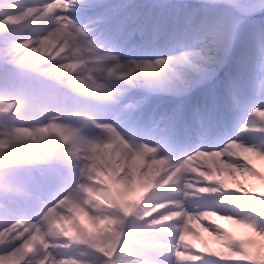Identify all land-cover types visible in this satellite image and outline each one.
Instances as JSON below:
<instances>
[{
	"label": "bare ground",
	"instance_id": "6f19581e",
	"mask_svg": "<svg viewBox=\"0 0 264 264\" xmlns=\"http://www.w3.org/2000/svg\"><path fill=\"white\" fill-rule=\"evenodd\" d=\"M47 2L48 0H0V19H5L0 22V48L3 49L4 52L10 49H16L18 52L16 55L17 63L11 60L7 63H9L12 68L25 72H28L30 69L34 71L40 70L55 82L65 83L76 92L85 91L86 94L97 90L98 85L85 74L84 64L75 52L74 42H64L62 38L55 36V34L52 36L48 35V33L52 32L54 27H56V25L50 22L49 16L53 9H57L58 5L63 4L64 0H51V7L45 8V3ZM224 11L226 12L224 5H211L207 3V0H79L76 5L73 4L71 6L67 13L74 21L78 19L79 22L77 23H82L83 27L86 29V33L91 35L97 32L99 33L105 28L109 24L108 20L113 22V28L116 30H124L125 27H121V25H123V20L129 19L131 24L126 26L127 34L132 32L135 34V37L138 36L139 38L156 42L150 52L156 55L153 57L155 59L151 61L137 60V62H135H154L157 59H163L166 62L165 66L162 67L157 74H143V68L135 66L130 67L128 65L130 62L128 61H115L107 56H103V59L108 60L109 63L104 64L102 68L98 65L92 68V72L96 76L102 78H108L110 76L112 78L113 85L108 83V86L115 87L116 92L113 94L118 102L127 100V107L125 110L119 112L120 114L109 120L107 125L108 128H101L96 123L92 121L89 122L90 129L94 132L92 136H102L109 142L111 145L110 148H106L102 143H95L88 140L84 135L74 131L68 124L53 126L55 133L63 135H58L61 139L60 141H63V146L74 147L80 160L88 164V173L85 174V172H80L79 170V173L76 172L78 178L84 182L95 183L104 187L105 193L109 199H107V204L102 203L103 201L101 202L99 197L94 196L87 190L89 201L98 204L92 205L95 208L112 207L117 209L119 214L123 217H126L124 211L127 210V216L131 218L132 221H136L137 223L141 221V224L138 223L139 226L137 224V231H131V229L126 228V230L119 233H122L120 239L121 246L117 248V253H119L121 257H119V260H113L114 264H125L126 259L132 261L129 258L134 256V253L142 254L141 257L159 264H176L174 256L171 255V246L174 243L178 244L179 247L183 249L178 255L183 257L186 264H194L197 260L187 255V253H191V249L196 245L191 239L188 241L185 238L187 237V235H184L186 231L187 233H192L195 238L199 235L202 237L203 234H205L206 237L203 238L204 246L207 247V249L211 248L213 252L218 250V246L220 245L218 243L219 241L222 242V240H226L228 236H231V238H229L230 240L234 239L232 244L234 245L240 241V238L235 237L238 236V233H240V235L243 233L241 228L233 226L236 225L235 221L230 220V217L233 215L227 214L234 213L235 209L232 206L215 208V202L222 199H224V201L229 200L235 202L252 196L257 197L256 201L262 199L259 195V181H262L264 178V154L252 150L246 145L255 146L259 150H264V148L256 146L253 138L257 136L252 133L241 131L238 136H234L235 133L240 131L238 127L240 125H246L251 119V112L255 107H264V97H261L258 93L259 75L257 74L251 82L247 80L245 71L237 67L235 70H231L232 73L229 71L230 65H233L234 61L237 60L236 56L238 57V61L243 60L242 55L239 53L240 51H243L244 55L249 54V51L241 49L242 33L240 29L233 33L232 40L226 50H224L223 53H219L223 55V58L219 62V68L211 76V80H216L223 75L228 76V87L226 89L230 91V85L234 84L236 96H238V92L241 88L250 90V93H252V97L249 99L250 103L247 104L248 101H245V103L240 100L238 103L233 101V106H229L227 102L221 99L220 103H222L223 107H234L236 111L227 112L219 109L207 126L209 128L212 126L210 130L211 135L208 139H205L206 135L200 136V132H193L195 137L194 144L215 143V146L217 145L215 150H219L230 141L238 142H233L227 150L221 153H214L204 157H194L193 164L196 167L195 169L189 167L190 161L188 160L180 163H171V161L168 160H147L148 155L156 151V149H150L153 145L154 138L161 137V133H159L160 130H156V127L153 125L154 123L149 120V106L151 104L154 105V113H163L162 117H157V120L165 118L163 121L168 124L166 128L169 130H173L174 128L171 122L173 118L178 119L180 123L185 122L183 113L178 111L179 107L173 106L175 100H163L162 96H157L154 90H152L154 87L153 85L161 83V79L168 70V66H177L170 63L172 59L179 57L178 55L172 56L171 49L179 44V52L182 54L186 53L187 50L189 53H194V49L202 48L201 44L197 42V36L202 35L203 32L206 31L208 17H217L219 12ZM153 13H156L159 24L156 27L152 25L149 26L144 32V29H141L139 23L143 21L144 25L142 28H144L146 24H150V17ZM91 15H93L94 19ZM217 20H219V18H217ZM61 23L65 22L62 21ZM167 24H171L172 27L166 29ZM191 35L193 37L192 42L189 41ZM44 38H46V42L41 44L40 42ZM123 39L124 36H121L117 40L114 49L119 47ZM252 42V46L256 49V38L252 40ZM32 47L37 48L35 53L30 51ZM160 47L162 49H160ZM201 48L199 53L204 55L205 53ZM57 50H59L60 55H54ZM66 53L68 55H66ZM114 53H116V51ZM123 53L138 58H143L148 55L143 50H137V48H131L130 50L128 48V51L125 50ZM0 58L3 57L0 56ZM190 58L193 61L198 60L195 56ZM56 60H61V64L55 65L54 68H49V65H53ZM0 61L5 62L2 59H0ZM251 63L252 67L256 65L253 72L257 71L255 73H258V57L252 60ZM56 68H59V71H55ZM234 76L236 80L233 79ZM196 77L199 78L200 76L197 75ZM237 79H239V82H237ZM226 89L223 87V90L226 91ZM205 99L209 100L207 96H202L199 98L197 97L195 101L202 102L203 100L205 101ZM213 105H215V103ZM236 105H238V108ZM211 107L212 104L209 106L205 104L201 106L200 111L208 114ZM192 110H196V106L192 107ZM141 112L142 117L138 116ZM129 117L134 118V129L136 130L143 126V121L149 126V133L138 138L140 141L136 143V156H131L126 153L124 150L125 141L119 138L115 133L116 129L126 125L125 122ZM256 120L257 123L264 122L261 121L259 117H257ZM216 121L219 122L220 126L230 129L232 135H226V139L224 138L218 142L217 138L214 137V125ZM202 125L199 118V120H197V126L200 128L203 127ZM203 130L204 128L202 131ZM103 131L107 132V136L102 135ZM210 132H208V134ZM19 135L23 137L27 135L26 137L29 138V135L22 131ZM258 137L264 138V133L260 136L258 135ZM78 141L86 142L91 149L88 151L85 146L79 145ZM243 143L246 145L242 146L241 144ZM180 146V149L183 150L185 148L184 146L188 145L184 142V144ZM126 155L131 157L127 160H123V156ZM98 156H100L101 159H98ZM72 161L73 159L68 156L67 160H64V162L60 160V167L68 170L71 168L70 163ZM168 163L171 164L169 165ZM43 168H45V166H43ZM241 169L249 170L251 173L256 174L257 178L259 176L262 178H258L259 180L254 178L257 180L255 182L248 180L246 179V172ZM6 170L12 171L9 169ZM100 172L102 174H100ZM223 173L235 176L236 179L232 180L228 178L227 175H223L221 178L226 181L227 188L218 192H200L186 182L190 181L202 188L215 189L216 186L214 183L212 186H209V182L205 181L204 177L211 174L220 175ZM91 177L97 178L98 183ZM119 177H125V179L119 180ZM238 186L247 191V195L244 194L245 191L240 193L224 192L236 191ZM261 191L263 190L261 189ZM102 193V191L98 192L99 195H102ZM191 193L195 195H191ZM59 197L60 196L51 200H46L44 198L42 206L37 209L38 214H40L42 218L36 219L37 216L31 217L34 222L41 225L42 229L41 233H38L34 237V241H32L39 242L41 239L44 240L46 238L44 244H47L49 254L54 260L58 261V264H77L74 257L67 258V248L53 246L54 243L57 242V238L60 240L61 236H57L53 232L48 234L45 231L47 225H50L51 228L56 224H61V219H59L54 212L55 208L68 212L71 207V195L66 196V198L62 200L63 202H61V200L56 202ZM34 201H36L35 198L28 199L21 197L20 202L34 203ZM202 206L214 209L216 215H206L208 219L214 222V227H210L206 222L202 221L204 229L200 231L192 228L187 223V215H185L184 209L188 212L194 209H200ZM137 207H141L140 211H134ZM81 219L87 224H91L92 222L86 216H83ZM144 219H149L150 222L147 223ZM0 223H6V220H0ZM103 225L102 222H99V226L103 227ZM222 226L224 227L223 229L226 230V233L228 232L229 234H226V239L219 237L218 240L207 232V229H210L213 233H216ZM21 227L23 226L15 225V229L23 230ZM179 228L181 231L178 235L177 230ZM174 230H176L177 233ZM90 234L93 243L101 247L103 246L102 249L107 253L111 251L108 244L100 238L99 233L92 231ZM130 239L142 240V242L140 246L129 245L127 242ZM8 240H10L9 234L0 231V243H5ZM64 240L67 242L66 239ZM117 241L119 242V238H117ZM159 241H164L166 244L159 245ZM146 247L155 250L159 249L164 252L156 253L154 250L145 251L144 248ZM97 250V248L94 249V252L96 255H99ZM205 254L207 255L206 252ZM207 256L218 261L228 262L225 256L220 254H218V256ZM60 258H64V260L60 261ZM49 261V264H53L52 259H49ZM103 261H105V258L99 257L93 260V263L102 264L100 262ZM166 261L169 262L166 263ZM0 264H19V261L17 258H9L6 261L0 260ZM82 264L86 263L83 262ZM228 264L230 263L228 262Z\"/></svg>",
	"mask_w": 264,
	"mask_h": 264
},
{
	"label": "rangeland",
	"instance_id": "374dc122",
	"mask_svg": "<svg viewBox=\"0 0 264 264\" xmlns=\"http://www.w3.org/2000/svg\"><path fill=\"white\" fill-rule=\"evenodd\" d=\"M248 6L250 7L251 11L247 16H241L239 12L225 7L226 12L228 11L227 13H225V11L219 12L217 17L216 16L208 17L206 25L208 26L210 24L215 23L217 21V18L220 19L222 16L227 14L237 22L236 28L241 27L242 38H248L251 37V35L255 36L256 26L260 24H264V0H248ZM4 20H5L4 18L0 19V22ZM200 48H196L195 53L199 52ZM83 49L85 50V52L88 51L86 46H84ZM77 51L78 49L76 50V52ZM2 52L4 51L3 49L0 48V53ZM176 52L177 49L174 50L175 54ZM223 52L224 51L220 53ZM77 53L80 57L85 59V57L81 56L82 55L81 52H77ZM211 55H215L217 57V62L209 66L211 69L209 75L204 77L200 76L199 78H197L196 77L197 75L194 74L188 67H184V65H177L176 67L170 65L168 66V70L165 72L164 77L161 79V83L157 85H153L154 87L152 90H155L157 92L162 91L165 93H172L173 95H176L174 93H180L182 91L185 92L186 90L190 89V87L199 84L201 80L206 79V77L212 76L220 66L219 62L220 60H222L223 55L219 53L218 54L213 53ZM0 56L5 58L3 55ZM3 58H0L5 61L4 62L5 64H0V82H6V86L10 90L13 89L15 95H11V93H9V89L8 91L6 90L9 94V97H7L6 102L8 104H13V107L6 108L0 105V167L7 165L13 166L14 170H12V172L2 173L3 176L0 177V189L5 190L4 192L13 191L18 195L20 193H25L26 195L28 193L24 191V188L28 186V188L30 189L31 187L28 180L26 181V177L24 175L22 176V174H24L26 170L23 171V173L20 172V170H22L26 165H28L29 168H31L28 171L30 172L33 169L36 170L35 167L42 168L41 166L43 163L47 169L59 170L57 165L54 164V160L55 161H58V159L66 160L67 157L69 156V153L73 152V148L68 146H63L60 144L61 139L60 137H58V135L59 136H63V135L55 133V131L52 130L53 127L50 128L51 126H49L52 125L51 123L43 122L42 116L36 110V107L40 109V105H41L40 102L45 101L44 98L46 92L42 90L43 87H40L38 85L39 88H32L31 84L38 83V81L35 80L33 76H31L30 78V75L12 68L11 65L7 63L9 59L7 58L3 59ZM190 60L193 64L200 63L199 60L193 61L191 58ZM246 61H250V58H246ZM239 65L243 67L245 66V64H240V63ZM250 67H252V63L250 64ZM253 67H256V65H254ZM84 68H85V74H87L97 85H99L97 90L92 91L91 97L94 98L101 96V98L103 99L102 96H104L106 93L104 83H105V79L107 78L96 76L92 72V66L87 61H85L84 63ZM231 69H233V66H230L229 70ZM247 74L249 75L247 76L248 81H251V79L254 78L256 75V73H251V72H247ZM29 81H31L32 83ZM24 83H27L28 85V90L26 92L24 90ZM2 91H4L3 88ZM20 93L24 94V96L26 97L25 100L20 97ZM33 96H35L36 98L35 97L31 98ZM238 97L245 101H248L247 104L250 103V100L244 98L243 94L238 95ZM48 106L49 105H47V107ZM19 113H23L20 116V119L24 120L25 124L17 125L16 130H20V129L24 130V132L29 135V138L26 137L27 135L24 137L22 135H19L20 133L19 131L16 132V130H12V128H9L8 125H6V120L10 116ZM80 126L81 128H78L77 130L78 132H83L82 130L88 128L81 123ZM123 131H124L123 137H126V139H128L129 141L134 139V137L130 135L127 129ZM84 134H85L84 136L90 141H93L95 143L96 142L103 143L104 145H106V148L111 147L109 142L104 141L103 137L101 136L96 135V137H92V136L90 137L89 133H84ZM254 139H256V137H254L253 140ZM78 142L83 146H87L88 150L91 149V147H89L86 142L84 141H78ZM125 147L127 149L126 150L127 154H130L131 156H136L135 154L136 149L133 143L130 144L126 143ZM74 156H76V154H74ZM131 156L129 155L123 156V160L129 159ZM48 158H50L53 162L52 161L49 162ZM155 158L157 157L150 155L148 161L150 159H155ZM98 159H101V157L98 156ZM31 164L33 165L32 167ZM73 166H79V168L84 170L85 174L88 173L87 171L88 164L86 163L84 164L83 162L79 163L74 161ZM241 170L246 172V179L252 180L254 182L257 181L256 179H254L257 178L256 174L251 173V171L249 170H244V169ZM13 171L17 173L13 174ZM100 174L102 173L100 172ZM13 176L16 177L17 179L22 178L25 184L21 185L15 183L12 180ZM66 176L70 177L71 181L74 180L78 181L80 185L74 192L75 193L74 198L77 199V203L71 204V207L68 212L58 213L60 217L59 219H61L60 220L61 224L59 225L56 224L54 225V227L51 228L50 225H47V227L45 228L46 233L50 234L53 232L55 235L61 236L60 240L57 238L56 243H64L66 242L64 239H66L67 240L66 243L67 245H69V247H67V249H69L68 251H71L72 249H85L86 251H94V249L97 248L98 249L97 252H103V254L107 255L108 253L104 249H102L103 246L101 247L93 243L92 237H90L91 236L90 233L92 231H96L97 233H99L100 238H102L108 244L111 251L114 249V247L118 248L121 246L120 243L117 241L118 234L120 232L126 230V228L131 229V231H135V230L137 231V224L138 223L141 224V221L140 222L138 221L137 223L136 221H132V219L129 218L128 216L123 217L122 215L119 214L117 209H114L112 207L95 208L92 205V204H96V205L98 204L89 201V195L87 193V190L90 191L89 193L93 194L94 196L99 197L101 202L103 201L102 203L107 204L109 199L107 194L105 193L104 187H101L99 184L87 183L82 181L80 178H78L77 175L74 174V168H72L69 171L68 175ZM91 178L96 183H98L97 178L94 177ZM258 178H262V177L259 176ZM124 179L125 177H119V180H124ZM186 182L188 184L194 185V183L190 181H186ZM259 183H260L259 191L261 192V189L264 191V178L262 181H259ZM198 188L201 189L200 187ZM99 191H102L104 194L102 193V195H99L98 194ZM127 206L129 207L128 203ZM214 206L216 207L232 206L235 209L234 214H236L235 215L236 219H232L234 218V216H231L230 220L236 222V225L233 226L242 229L243 233L241 235L240 233H238V236L235 237V238H240V241L237 244L232 245L234 239L230 240L231 236H228L227 239L225 238L228 232L226 233V230L223 229L224 228L223 226L222 228H219V230L216 233H213L212 230L207 229V232H209L214 238L218 240L219 237L222 239L224 238L226 239V240H222V242L219 241L218 243L220 245L218 246V250H216V252H213L211 248L207 249V247L204 246L203 238L206 237L205 234H203L202 237L201 235H199L198 237L195 238L193 237L192 233L189 232L187 233L186 231L184 235H187V237L185 238L188 241L191 239V241L196 245L194 248L191 249V252L199 251L203 256H207V255L218 256V254H220L222 256H225V258L228 260L230 264H264V233H261L256 226V223H258L260 227H264V220H260V219L257 220L258 210L249 212L245 208L242 209L241 202L239 201L233 202L229 200L224 201V199L214 203ZM140 208L137 207L134 209V211L135 210L140 211ZM98 210H103V215H100ZM207 211L211 213L212 216H215L214 210L210 209ZM83 216L88 217L89 220L92 221L91 224L89 223L87 224L83 222V220L81 219ZM144 220L147 223L150 222L149 219H144ZM121 221H123V223H121ZM203 221L206 222L208 226L214 227V222H210L209 219H203ZM99 222H102L104 224L103 227L99 226ZM187 223H189V225H191L194 229L200 231L201 229H204V224H202V222L200 221H197V224H192L187 220ZM41 231H42L41 225L38 224L37 226H32L31 228L28 229L27 232H25L26 235H29V233L31 234L26 247H39L41 249H47L49 251V249L47 248V244H44L46 238L44 240L41 239L39 242L38 241L33 242L34 237L38 233H41ZM174 231L176 232V230ZM180 231L181 229L179 228L177 230L178 233L177 232L176 233L179 235ZM65 233H67L68 235L65 236ZM133 242L140 243L142 242V240H134ZM234 247H239L241 250L233 251ZM144 250L153 251L152 248L150 247H146L144 248ZM29 252L31 254V249L29 250ZM117 252L114 253V256L112 258L113 260L117 259V256L121 257V255H119V253ZM205 252L207 253V255L205 254ZM72 253L76 254L77 252L74 253V251H72ZM187 254L189 256H192L190 253ZM81 255H83L84 257L88 256L84 254ZM99 255L96 254L93 255L92 260H96V258L99 257L105 258L102 256V254L99 253ZM192 258L198 261L200 259V256H192ZM49 262L50 261L48 259V264ZM105 262H106V258L105 261L100 263L105 264ZM168 262L169 261H166V263Z\"/></svg>",
	"mask_w": 264,
	"mask_h": 264
},
{
	"label": "snow or ice",
	"instance_id": "6c2138e0",
	"mask_svg": "<svg viewBox=\"0 0 264 264\" xmlns=\"http://www.w3.org/2000/svg\"><path fill=\"white\" fill-rule=\"evenodd\" d=\"M75 3L76 0H64L62 5H58L57 9H53L51 15L49 16V20L54 25H56V27H54L53 31L49 32L48 35L52 36L55 34V36L62 38L64 42L78 41L81 45H87L89 48H92L94 52L101 53L100 49L93 46L86 32L81 28L76 27L73 24L72 19L67 14L71 6ZM207 3L211 5H224L226 8L233 9L239 12L241 16H247L251 11L250 7L248 6V0H207ZM49 7H51V0H48V2L45 3V8ZM62 21L65 23H61ZM236 24L237 22L229 15L226 14L222 16L215 23L208 25L206 31H204L202 35L197 36V42L201 44L202 51L205 53L204 55H201L199 52L187 53L172 59L170 63L174 65L187 66L194 74L199 75L201 77L209 75L211 72L209 66L217 62V57L215 55H211V53H220L226 50L232 40L233 33L236 29ZM255 36L256 54L259 57L258 93L261 97H264V24L256 26ZM44 42H46V38L42 39L40 43L43 44ZM30 51L35 53L37 51V48L32 47ZM17 54L18 52L16 49H10L7 52L0 53V55H3L5 58L11 60L14 63H17ZM192 56H195L200 61V63L193 64L190 60V57ZM111 59L117 60V57L112 56ZM165 63V60L157 59L154 62H130L128 63V65L130 67L135 66L138 68H143V74H157L160 72L161 68L165 66ZM55 71H59V68H56ZM229 90L232 100L238 103L235 85H230ZM0 103H2V101H0ZM11 107H13V104H8L6 106V108ZM257 117H259L261 121H264V107L257 106L252 110L251 119L246 123V126L241 128V131L246 133L264 132V122L257 123ZM233 142L238 141H230L219 150L196 151L187 159H191L196 156H202L205 153H221L227 150L228 147L233 144ZM246 146L252 148L255 151L260 152L261 154H264V150H259L255 146ZM223 175H227L228 178L232 180L236 179L235 176L223 173L220 175H207L204 177V180L209 182V186H212L214 183V185L216 186L215 189L217 191H222V189L227 188L226 181L221 178ZM46 178L47 176H41L37 181L38 185L43 187ZM56 178L58 181H61L60 177L56 176ZM202 189L207 188H201V190ZM242 190L245 191L244 189H241V187L238 186L236 191L224 192L240 193L242 192ZM245 192L248 193L247 191ZM8 193L9 196L7 197L3 194H0V219L6 220V223H0V231L7 232L10 236V240L5 243H0V260L6 261L9 258H18L19 264H48V259H52L53 264H58V261L52 258L47 249H41L39 247H26L31 234L29 233V235H25V232L28 231L27 227L23 230L15 229V224L20 220H23L25 224H28V207L26 208L22 206V204L20 203L21 197L18 194L13 191H9ZM259 194L262 199H260L259 201L249 200L247 202H244V207L249 212L258 210L257 220H264V191L259 192ZM62 197L58 198L56 202H58ZM98 211L100 215H103V210ZM227 214L233 215L234 218L236 215L234 213ZM37 215L39 216L40 214L37 213ZM124 215H128L127 210L124 211ZM121 223H123V221H121ZM256 226L261 233H264V227H260L258 223H256ZM67 235L68 234L65 233V236ZM121 235L122 233L118 234L119 243ZM53 246L62 248L69 247L67 243H54ZM190 247L192 248L191 245ZM30 249L31 254L29 252ZM240 250L241 249L239 247H234L233 249V251ZM181 251H183V249L180 248L178 244L174 243L171 246V255L174 256L176 264H186L183 257L178 255V253ZM116 252L117 247H114V250L109 251L107 255H104L103 252L97 253L102 254V256L106 258L105 264H114L112 258L114 256V253ZM190 254L192 256H200V259L196 261V264H228L227 261H218L212 257L203 256L199 251H192ZM117 260H119L118 256Z\"/></svg>",
	"mask_w": 264,
	"mask_h": 264
},
{
	"label": "clouds",
	"instance_id": "9594fccd",
	"mask_svg": "<svg viewBox=\"0 0 264 264\" xmlns=\"http://www.w3.org/2000/svg\"><path fill=\"white\" fill-rule=\"evenodd\" d=\"M54 55H60L59 50H57V51L55 52ZM66 55H68V54L66 53ZM69 58H70V57H69ZM60 64H61V60H56V61L54 62L53 65H49V68H54L55 65H60ZM12 180H13L15 183H17V184H21V185H24V184H25L22 178H21V179H17L16 177L13 176V177H12ZM24 191L27 192V193H29V194L35 195V193L32 192V191L28 188V186L24 188ZM201 191L215 192V191H217V190H216V189H202ZM242 191H243V190H242ZM244 194L247 195L246 192H245ZM3 195L7 197V196H9V193H8V192H4ZM61 199H63V197H62ZM241 207H242V209L245 208V207H244V202H241Z\"/></svg>",
	"mask_w": 264,
	"mask_h": 264
}]
</instances>
